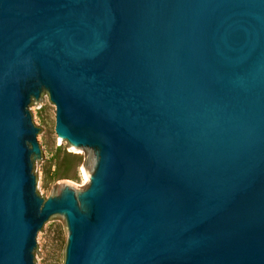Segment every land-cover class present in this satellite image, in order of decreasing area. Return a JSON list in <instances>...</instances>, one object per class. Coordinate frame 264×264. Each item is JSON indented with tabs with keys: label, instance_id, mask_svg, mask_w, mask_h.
I'll use <instances>...</instances> for the list:
<instances>
[{
	"label": "water",
	"instance_id": "obj_1",
	"mask_svg": "<svg viewBox=\"0 0 264 264\" xmlns=\"http://www.w3.org/2000/svg\"><path fill=\"white\" fill-rule=\"evenodd\" d=\"M91 152L41 195L35 112ZM264 264V0H0V264Z\"/></svg>",
	"mask_w": 264,
	"mask_h": 264
},
{
	"label": "rangeland",
	"instance_id": "obj_2",
	"mask_svg": "<svg viewBox=\"0 0 264 264\" xmlns=\"http://www.w3.org/2000/svg\"><path fill=\"white\" fill-rule=\"evenodd\" d=\"M42 126V140L50 154L45 163L37 161L41 195L48 198L58 194L67 181L76 189L88 186L93 168L92 153L78 150L55 131L56 106L48 94L44 106L34 108ZM68 228L65 219H57L42 237L41 264H64Z\"/></svg>",
	"mask_w": 264,
	"mask_h": 264
},
{
	"label": "bare ground",
	"instance_id": "obj_3",
	"mask_svg": "<svg viewBox=\"0 0 264 264\" xmlns=\"http://www.w3.org/2000/svg\"><path fill=\"white\" fill-rule=\"evenodd\" d=\"M61 139V138H60ZM83 173H84V177L87 179V177L89 176V174L87 175L86 171L83 169ZM67 184H73L72 181H67Z\"/></svg>",
	"mask_w": 264,
	"mask_h": 264
}]
</instances>
